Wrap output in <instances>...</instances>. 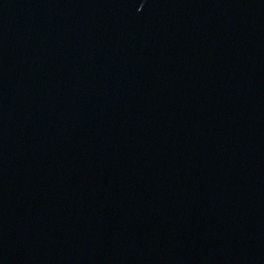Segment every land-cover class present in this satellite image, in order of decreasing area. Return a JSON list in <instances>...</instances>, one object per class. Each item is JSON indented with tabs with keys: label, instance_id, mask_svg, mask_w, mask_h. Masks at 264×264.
Instances as JSON below:
<instances>
[{
	"label": "water",
	"instance_id": "water-1",
	"mask_svg": "<svg viewBox=\"0 0 264 264\" xmlns=\"http://www.w3.org/2000/svg\"><path fill=\"white\" fill-rule=\"evenodd\" d=\"M0 264H264V0H0Z\"/></svg>",
	"mask_w": 264,
	"mask_h": 264
}]
</instances>
